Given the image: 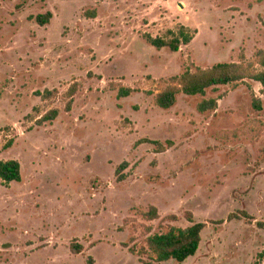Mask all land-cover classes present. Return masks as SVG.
I'll return each instance as SVG.
<instances>
[{
	"label": "rangeland",
	"instance_id": "obj_1",
	"mask_svg": "<svg viewBox=\"0 0 264 264\" xmlns=\"http://www.w3.org/2000/svg\"><path fill=\"white\" fill-rule=\"evenodd\" d=\"M182 25L198 34L178 53L144 39ZM260 51L264 0H0V161L22 166V182L0 181V264H141L130 248L191 219L207 224L197 255L163 264H264V87L154 102L187 70L259 71ZM209 99L217 110L200 113Z\"/></svg>",
	"mask_w": 264,
	"mask_h": 264
},
{
	"label": "trees",
	"instance_id": "obj_2",
	"mask_svg": "<svg viewBox=\"0 0 264 264\" xmlns=\"http://www.w3.org/2000/svg\"><path fill=\"white\" fill-rule=\"evenodd\" d=\"M53 14L48 12L44 15L35 17V22L44 27L50 24L53 19ZM198 32L186 26H179L175 30H168L163 36L152 37L145 35L144 39L152 47L157 50L169 49L171 52L178 53L184 46L190 45ZM260 70L254 69L253 65H240L236 63H219L209 69L197 68L195 72L187 70L179 76H175L169 79L168 86L155 95V105L162 110H170L176 104L179 95H185L189 97L201 96L206 97L207 91L210 89H216L222 86L237 85L244 83L245 80H251L261 84L264 87V51L258 52L256 55ZM77 92L76 87H72L68 92L70 99L66 111L69 112L72 109L74 100L73 97ZM134 91L132 89H121L118 94V98L129 97ZM53 92L46 91L42 96L48 98L52 96ZM40 94V93H39ZM254 106L261 110L262 105L260 101H255ZM218 100L209 99L203 100L198 110L200 113H207L217 110ZM60 115L58 109H53L48 112L41 120L38 121L39 125L52 123L57 120ZM9 131V127L0 128V142L5 132ZM14 140L8 141L5 146L9 149L13 146ZM153 145L157 146L160 151H164V147L159 142H153ZM128 168L127 163L121 164L116 169V176L118 181L122 180L123 175L119 177V174L123 173ZM0 181L5 186H10L12 183L22 182V166L17 160L0 161ZM248 218V215L245 214ZM143 218L148 221H153L159 218V212L156 208L152 207L148 212L143 213ZM239 219L231 215L229 220ZM191 226L188 228H171L164 234H156L150 236L147 239V248L136 251L134 248H130L129 252L136 255L139 258L141 264H163L168 261L174 260L178 263H184L188 259L196 256L201 243L202 234L207 227L205 223L194 222L190 220ZM223 224V223H221ZM260 229H264V223L260 222L257 225ZM71 250L74 254L82 253V246L73 245ZM145 256H149V261ZM257 264V263H256Z\"/></svg>",
	"mask_w": 264,
	"mask_h": 264
},
{
	"label": "crops",
	"instance_id": "obj_3",
	"mask_svg": "<svg viewBox=\"0 0 264 264\" xmlns=\"http://www.w3.org/2000/svg\"><path fill=\"white\" fill-rule=\"evenodd\" d=\"M197 255V254H196ZM195 257V256H194ZM194 257H192V258H194Z\"/></svg>",
	"mask_w": 264,
	"mask_h": 264
}]
</instances>
